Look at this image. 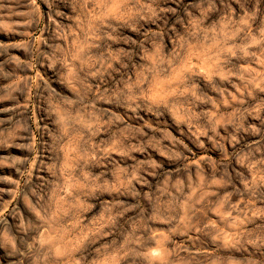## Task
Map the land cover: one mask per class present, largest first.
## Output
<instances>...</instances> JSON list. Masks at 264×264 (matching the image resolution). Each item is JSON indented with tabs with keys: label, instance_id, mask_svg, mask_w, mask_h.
<instances>
[{
	"label": "clouds",
	"instance_id": "obj_1",
	"mask_svg": "<svg viewBox=\"0 0 264 264\" xmlns=\"http://www.w3.org/2000/svg\"><path fill=\"white\" fill-rule=\"evenodd\" d=\"M0 264H264V0H0Z\"/></svg>",
	"mask_w": 264,
	"mask_h": 264
}]
</instances>
